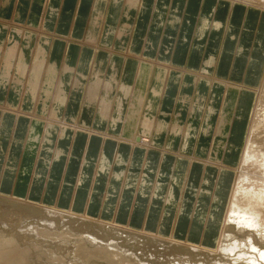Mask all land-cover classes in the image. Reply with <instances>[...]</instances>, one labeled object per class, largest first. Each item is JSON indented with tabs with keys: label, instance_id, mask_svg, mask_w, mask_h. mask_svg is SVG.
<instances>
[{
	"label": "bare ground",
	"instance_id": "1",
	"mask_svg": "<svg viewBox=\"0 0 264 264\" xmlns=\"http://www.w3.org/2000/svg\"><path fill=\"white\" fill-rule=\"evenodd\" d=\"M91 1L0 0V95L7 99L2 113L19 103L23 108H38L45 122L38 124L39 132L43 128L45 132L34 142L43 141L45 146L42 152L39 146L36 157L41 161L48 158L50 169L55 162L69 161L72 152V159L75 157L74 148H61L60 142L69 143L76 137L129 141L134 151L158 153V169L150 171L154 172L152 178L141 175L136 195L144 184L143 199H149L150 204L160 201L163 208L174 207L179 214L186 193L192 190L196 193L193 217L198 215L201 195L209 196L211 205L200 216V223L204 229L209 222L221 224V233L213 247L203 246L179 239L177 232L166 236L162 230H136L0 195V200L8 201L0 204V264H34L35 258L47 264H264V72L259 89L245 93L244 86L216 78L218 60L210 48L217 33L227 28L229 5L245 9L247 20L255 18L264 27V0H94L93 5ZM84 7L89 8L92 22L82 42L50 33L59 20L66 32L72 17L78 21L88 12ZM42 13L46 20L40 22ZM76 21L71 31L79 35ZM159 40L161 59L147 61L140 53L132 60L128 54L132 45L136 51L143 48L145 57L151 58ZM113 41L114 48H108ZM83 47L96 50L94 59L87 51L80 56ZM116 50L124 51L122 60L108 57L107 53L119 55ZM171 57L175 64H185L188 58L186 64L190 65H147L167 64ZM92 60L98 65L88 79L86 64ZM105 64H112L108 77L104 76ZM116 64H126L123 72ZM243 97H248V107ZM79 99L87 106L81 121L72 117L70 127L61 120L62 114L69 104L76 107ZM16 113L19 119L21 111ZM123 128L125 135L121 136ZM167 142L178 149L167 148ZM187 148L199 151L200 157L184 155ZM166 160L173 164L164 171ZM230 160L234 165L228 164ZM116 162L123 168L120 173L114 172L103 155L96 163V178L100 172H109L125 182V169L132 161L119 153ZM144 163L142 170L148 168ZM88 164L87 159L86 168ZM193 170L199 174L195 180L190 179ZM230 178L233 181L223 202ZM223 204L225 212L220 219L218 209ZM232 226L246 236L234 235Z\"/></svg>",
	"mask_w": 264,
	"mask_h": 264
},
{
	"label": "crops",
	"instance_id": "2",
	"mask_svg": "<svg viewBox=\"0 0 264 264\" xmlns=\"http://www.w3.org/2000/svg\"><path fill=\"white\" fill-rule=\"evenodd\" d=\"M93 4L94 0L91 1V5ZM193 4L198 7L197 2H193ZM237 10L239 12H237ZM45 17V13H42L40 22L46 20L44 19ZM247 17L248 11L245 9L242 10L239 7L232 9L229 5L225 22L227 28L226 30L224 29L223 31L217 33L215 43H210V48L213 49V52L218 60L215 72L216 78L222 81H229L234 86H244L248 91L245 93L252 94L251 90L256 89L255 87L260 85L264 72V27L257 22L258 20L255 21V18L247 20ZM75 19L76 17H72L70 26L68 27L67 25L66 27V32H63V30L60 29L59 20L57 25L55 24L54 28L50 30V33H57L63 38L72 36L78 41L83 39L86 36L90 23L92 22V16L90 12L80 16L77 21V25L80 27L81 33L76 36L71 31L73 26L72 24H74ZM256 19H259V17ZM45 34L47 35L48 33ZM8 36L9 34L7 31L4 34V39H8ZM261 40L262 42L260 43ZM99 43L102 47H106L100 39ZM132 47L133 46L130 45L128 51L132 60H134V56H140V53H143V58L147 61L161 59L159 55V51H161L160 40L156 52L151 58L145 57L143 48L136 51ZM108 48H114V41ZM84 51L89 52L93 59L96 56V50L88 47H83L79 50L80 56ZM116 52L120 54L112 55L107 53L108 57L111 58L114 56L122 60L124 58L122 52L124 51L116 50ZM187 60L185 64H175L177 61H175V59L173 60V57H171L170 60L167 61V64L147 65L150 67L154 65H156L155 67L171 65L173 67H184L190 65L186 64ZM91 62L90 64H86V74L88 79L92 77L94 67H97L98 65L94 64L93 60ZM125 66L126 64H116L115 67L119 68L120 71L123 72ZM78 67L79 70H81V64H78ZM111 68L112 64H105V77H108ZM17 73V70L14 69V74ZM153 83L154 80H152V84ZM150 99L151 97L149 95L147 101H150ZM6 101V96L3 97L0 95V195L28 199L29 201L35 203H42L48 206L57 207L60 210L73 211L96 220L113 222L136 230L146 229L145 231H150L152 233H159V230H162L163 234L166 236H173L177 232L181 236L179 239H188L190 242H196L197 244L199 242V244H202L203 246L213 247L215 245V240L221 233V224L209 222L208 226L204 229V226L200 223L199 219L204 212H208L209 210L211 205L209 196L201 195L197 208V213L199 215L193 217L192 213L195 210L196 193L192 190H189V192L186 193L183 199L184 205L182 206L179 214V211H177L174 207H167L166 209L163 208L160 201H155L154 203L152 202V205L150 204L149 199H143L141 194L144 191V184H141L140 195H136L137 185L139 184L141 175L146 173L149 178H152V176H154V172L152 174L150 171L158 169L157 167L160 164L158 153L154 152L145 154V152H142L141 150L134 151L131 146H129L131 145L129 141L119 142L115 139L103 141L98 137H93L92 139L88 136L79 138L76 137L74 140L69 141V143L67 140L60 142L61 148L67 149L68 146L71 150L74 148L75 157L72 159V152L69 161L67 159H63L61 162H55L53 167L50 169L46 161L48 158H45V160L42 158L41 161L36 157L39 152V146L41 152L44 151V142L39 141L36 144L34 142L38 134L41 136V134L45 132L44 128L43 130L41 129V132H39V125L41 123L45 124L42 119L43 114L38 111V108H23L21 106L22 103H19V106H17V104L15 105V108L2 113V110L6 109V106H4ZM243 101H245L246 107H248V97H243L242 102ZM86 106V101H82V99H79V104L77 102L76 107L73 103H71V105L69 104V107L63 111L61 120L64 119L71 127V125L74 124L72 123L73 118L77 121H81L83 118L82 111ZM17 111H21L19 119L16 118L18 115L16 113ZM144 112H146V109ZM33 115H36L37 117L33 118ZM53 125L57 126L58 124L53 123ZM142 130L141 126L138 129V133L142 134ZM121 132V136H124L125 128H123ZM45 136L46 134L44 137ZM130 137L132 138V136ZM127 139L130 140V138ZM155 139L156 131H154L152 136V142L154 145L157 144ZM56 142L57 141H55V143ZM168 143L169 142L166 143L167 148H171L173 150L178 149V146L172 148ZM157 146L163 147V144L160 143ZM119 153H121L122 156H125L128 161H132V166L125 169V171L127 170L125 182L124 179L118 180L114 173L109 174V172H100L96 178V163L100 161L103 155L113 165L114 172L117 171L120 173L122 171L123 168L121 169V167L119 168L116 166V156ZM182 153L186 156L194 154L196 157H200L199 151H194L193 149H189L187 152ZM87 159L89 164L86 168L84 164ZM232 161L233 160L228 161L230 166L234 165ZM144 162H146V165L148 164L146 166L148 168L142 170L145 164ZM172 164L173 163L170 160L164 161L162 170L166 171L167 168L172 166ZM35 165H37L36 171H34ZM111 172L113 171L111 170ZM131 173H133V180L129 179ZM195 173L196 170H193L190 179L195 180L198 178L199 174L195 175ZM33 175V184L30 185ZM86 175L89 178H86ZM232 179L233 178H230L229 184H227L224 188L225 197L223 198V202H225L227 198L226 196L229 192L228 189L231 187L230 183H232ZM81 180H83V182L79 184L78 182ZM57 186L59 188H57ZM177 197L179 200L182 199L181 191H178ZM66 200L67 203H65ZM218 210V216L221 219L225 212L224 204L220 205ZM124 214L125 217H123Z\"/></svg>",
	"mask_w": 264,
	"mask_h": 264
},
{
	"label": "rangeland",
	"instance_id": "3",
	"mask_svg": "<svg viewBox=\"0 0 264 264\" xmlns=\"http://www.w3.org/2000/svg\"><path fill=\"white\" fill-rule=\"evenodd\" d=\"M83 6H85V5H83ZM84 10H85V12L86 11H88L89 12V8L88 7H86V9H85V7H84ZM88 12H86V13H88ZM72 19V18H71ZM75 21H76V19H75ZM76 23H77V21H76ZM24 24V23H23ZM61 24H63V21H62V23ZM60 23H59V25L60 26H62ZM60 29H61V27H60ZM62 30V29H61ZM14 32V31H13ZM76 36V35H75ZM76 39V38H75ZM84 40V38L83 39H81V40H79L80 42H82ZM79 41H77V43H80ZM179 68H181V67H179ZM184 68H185V66H184ZM186 70V69H185ZM193 72H195V71H193ZM195 73H199V72H195ZM263 77V76H262ZM261 81H262V78H261ZM261 81H260V84H261ZM256 89H259V86L258 87H255ZM249 124V123H248ZM248 126V125H247ZM248 128V127H247ZM243 144H244V142H243ZM232 181H233V179H232ZM1 202H3V203H6V202H8V201H5V200H0V204H1ZM38 209V208H37ZM37 211H39V210H37ZM199 215V214H198ZM197 216V215H196ZM204 216V215H203ZM202 215H201V217H203ZM232 227H233V229H232ZM230 229L232 230V233L234 234V235H238L237 237H239V238H244L245 236H246V234L244 233V234H240L239 232H238V229H236V228H234V226H232ZM236 233V234H235ZM240 234V235H239ZM240 236H242V237H240ZM165 243H168V242H166L165 241ZM260 245V244H259ZM261 247H264V245L262 246L261 245ZM185 251V250H184ZM183 252V251H182ZM215 258V257H214ZM37 258H35L33 261H34V264H36L37 262H38V264H47L48 263V261H45L44 259H42V261H39L38 259V261L36 260ZM209 262H214L213 261V257H208V259H207ZM219 260V259H218ZM36 262V263H35ZM39 262H41V263H39ZM211 262V263H212ZM102 264V263H101Z\"/></svg>",
	"mask_w": 264,
	"mask_h": 264
}]
</instances>
